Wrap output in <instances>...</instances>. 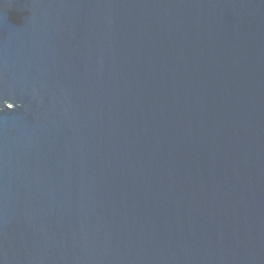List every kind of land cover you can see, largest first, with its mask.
Masks as SVG:
<instances>
[{"label":"water","instance_id":"1","mask_svg":"<svg viewBox=\"0 0 264 264\" xmlns=\"http://www.w3.org/2000/svg\"><path fill=\"white\" fill-rule=\"evenodd\" d=\"M0 264H264V0H0Z\"/></svg>","mask_w":264,"mask_h":264}]
</instances>
